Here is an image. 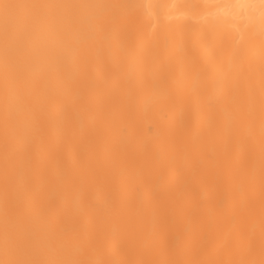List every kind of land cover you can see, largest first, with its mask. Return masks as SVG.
Returning <instances> with one entry per match:
<instances>
[{
  "label": "bare ground",
  "instance_id": "1",
  "mask_svg": "<svg viewBox=\"0 0 264 264\" xmlns=\"http://www.w3.org/2000/svg\"><path fill=\"white\" fill-rule=\"evenodd\" d=\"M0 264H264V0H0Z\"/></svg>",
  "mask_w": 264,
  "mask_h": 264
}]
</instances>
